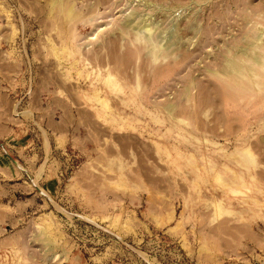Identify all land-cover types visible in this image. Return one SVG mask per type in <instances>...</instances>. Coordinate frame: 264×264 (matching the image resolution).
Here are the masks:
<instances>
[{
  "label": "rangeland",
  "instance_id": "1",
  "mask_svg": "<svg viewBox=\"0 0 264 264\" xmlns=\"http://www.w3.org/2000/svg\"><path fill=\"white\" fill-rule=\"evenodd\" d=\"M254 57L264 0H0V264H264Z\"/></svg>",
  "mask_w": 264,
  "mask_h": 264
},
{
  "label": "crops",
  "instance_id": "2",
  "mask_svg": "<svg viewBox=\"0 0 264 264\" xmlns=\"http://www.w3.org/2000/svg\"><path fill=\"white\" fill-rule=\"evenodd\" d=\"M9 127H1L0 125V140L1 141H8L7 146L3 144L5 147H12L13 149L21 148L23 149V146L26 144H20V145H14V140H16V137H20V135H16V133L11 129L9 131ZM42 137H40L41 140V146H42V154L44 156H50L53 151H62L65 149V147L70 144H75V138L72 137L69 133V127L65 123H57V122H50V124L46 125L45 130L43 133H41ZM70 136V138H68ZM75 142V143H74ZM2 145V144H0ZM27 145H31V142H28Z\"/></svg>",
  "mask_w": 264,
  "mask_h": 264
},
{
  "label": "bare ground",
  "instance_id": "3",
  "mask_svg": "<svg viewBox=\"0 0 264 264\" xmlns=\"http://www.w3.org/2000/svg\"><path fill=\"white\" fill-rule=\"evenodd\" d=\"M146 30V29H145ZM140 39V38H139ZM138 38H137V40H139ZM107 46V45H106ZM116 46V45H115ZM112 47V46H111ZM113 52V51H112ZM102 54V53H101ZM127 55V54H126ZM112 56V55H111ZM245 56V55H244ZM243 56V57H244ZM242 57V56H241ZM112 58H113V56H112ZM252 58V57H251ZM243 59V58H242ZM262 61L264 62V58L263 57H254L253 59H252V62L255 64V65H262ZM105 63V62H104ZM233 72L234 71H236L237 72V74L239 75V76H241V77H247L248 75H249V73H250V77L251 78H253V76L255 77L256 76V74H254V67L250 64V68H243V67H239L238 66V64H236L235 65V67H233V70H232ZM251 81V80H250ZM253 81H254V79H253ZM253 86V85H252ZM206 88V87H205ZM204 88V89H205ZM257 89H259V86H257L256 87ZM187 88H185V90H186ZM169 107V106H168ZM169 109V108H168ZM17 114V113H16ZM12 161V160H11ZM16 165H17V163L16 162H14Z\"/></svg>",
  "mask_w": 264,
  "mask_h": 264
}]
</instances>
